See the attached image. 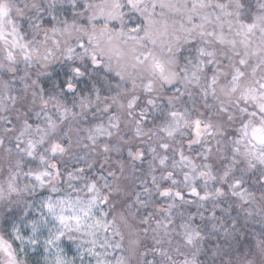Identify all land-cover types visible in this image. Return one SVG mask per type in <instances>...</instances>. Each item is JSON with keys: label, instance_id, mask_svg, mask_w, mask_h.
I'll use <instances>...</instances> for the list:
<instances>
[{"label": "snow or ice", "instance_id": "snow-or-ice-1", "mask_svg": "<svg viewBox=\"0 0 264 264\" xmlns=\"http://www.w3.org/2000/svg\"><path fill=\"white\" fill-rule=\"evenodd\" d=\"M0 264H264V0H0Z\"/></svg>", "mask_w": 264, "mask_h": 264}]
</instances>
